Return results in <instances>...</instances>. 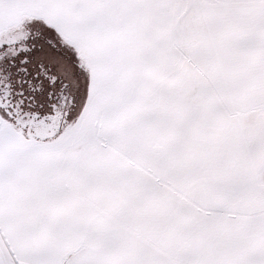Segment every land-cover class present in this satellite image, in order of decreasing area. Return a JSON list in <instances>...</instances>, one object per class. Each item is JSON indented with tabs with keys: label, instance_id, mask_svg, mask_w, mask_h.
I'll return each instance as SVG.
<instances>
[{
	"label": "snow or ice",
	"instance_id": "6c2138e0",
	"mask_svg": "<svg viewBox=\"0 0 264 264\" xmlns=\"http://www.w3.org/2000/svg\"><path fill=\"white\" fill-rule=\"evenodd\" d=\"M0 264H264V0H0Z\"/></svg>",
	"mask_w": 264,
	"mask_h": 264
}]
</instances>
